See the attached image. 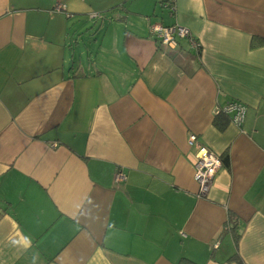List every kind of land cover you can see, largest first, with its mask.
I'll use <instances>...</instances> for the list:
<instances>
[{"label": "crops", "instance_id": "obj_1", "mask_svg": "<svg viewBox=\"0 0 264 264\" xmlns=\"http://www.w3.org/2000/svg\"><path fill=\"white\" fill-rule=\"evenodd\" d=\"M164 2L0 0V264H264V0Z\"/></svg>", "mask_w": 264, "mask_h": 264}, {"label": "built area", "instance_id": "obj_2", "mask_svg": "<svg viewBox=\"0 0 264 264\" xmlns=\"http://www.w3.org/2000/svg\"><path fill=\"white\" fill-rule=\"evenodd\" d=\"M163 5L168 10L174 11L173 0H167ZM93 18H98V15H94ZM149 30L154 40L164 49H175L178 46V40L183 38H189L191 42H194L189 30L177 23L170 26L158 23L151 26ZM223 113L230 117L235 126H240L244 121L246 108L241 103L232 101L223 108ZM187 144L195 148L194 180L198 185V195L202 197L210 190L214 175L221 168L222 161L213 152L199 144L195 135L188 136ZM125 180L126 177L121 172L115 175L117 183L125 182Z\"/></svg>", "mask_w": 264, "mask_h": 264}, {"label": "rangeland", "instance_id": "obj_3", "mask_svg": "<svg viewBox=\"0 0 264 264\" xmlns=\"http://www.w3.org/2000/svg\"><path fill=\"white\" fill-rule=\"evenodd\" d=\"M92 26V25H91Z\"/></svg>", "mask_w": 264, "mask_h": 264}]
</instances>
